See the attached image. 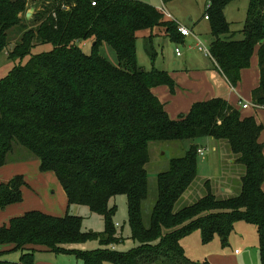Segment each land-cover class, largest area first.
<instances>
[{"label": "trees", "instance_id": "trees-1", "mask_svg": "<svg viewBox=\"0 0 264 264\" xmlns=\"http://www.w3.org/2000/svg\"><path fill=\"white\" fill-rule=\"evenodd\" d=\"M37 1L39 23L27 31V0H0V54L9 46V31L17 27L25 35L11 60L28 59L0 79V168L21 146L39 160L41 172L56 176L69 211L56 217L33 210L0 226V264H15L5 260L13 252L21 253L17 264H34L33 251L40 249L72 254L81 264H211L189 259L181 240L200 231L204 245L219 238L225 247L240 221L257 228L264 264V125L253 116L243 117L223 98L197 102L188 114L172 119L153 89L165 86L175 93L174 79L167 71L139 66L140 34L163 31L179 44L185 37L178 23L138 0ZM235 1H209L210 52L234 88L257 53L260 83L252 101L264 109V0H249L239 32L225 15ZM154 37L148 39L153 63ZM79 43H90L91 50L84 51ZM38 45L50 50L39 52ZM104 46L114 51L116 64L102 54ZM202 138L227 142L233 163L244 166L239 195L219 198L207 180L202 198L175 210L198 178L200 146L192 144L158 175V199L146 225L150 144ZM26 186L20 175L1 184L0 210L21 203ZM117 196L127 198L131 239L138 243L126 253L115 250L125 240L124 229L113 222L117 206L110 207ZM73 206L102 216L104 231L84 232L83 218L70 214ZM88 241H97L100 248H71Z\"/></svg>", "mask_w": 264, "mask_h": 264}, {"label": "rangeland", "instance_id": "rangeland-1", "mask_svg": "<svg viewBox=\"0 0 264 264\" xmlns=\"http://www.w3.org/2000/svg\"><path fill=\"white\" fill-rule=\"evenodd\" d=\"M151 7L163 10L168 15L171 14V19L175 20L180 26H187L193 35L184 39L185 45L182 43H173L164 32L158 30L145 31L139 36L137 42V57L139 66L144 70H151L153 67L157 69H164L166 66H171L175 63L172 61V57L175 58V49L178 48L182 53V58L179 59L180 64L186 62L192 66H201L203 62L209 61L208 57L204 53L197 49V44L201 43L205 48H209L210 44V23L205 18V12L209 5L210 0H176L174 2L164 4L162 0H138ZM249 7V0H236L228 6L225 10L227 20L231 23L232 29L235 31H241L246 23L247 10ZM35 10L30 19H25L28 26V30L35 29L38 25L37 14L40 11V6L37 0H27V9ZM25 15V14H24ZM22 16L23 18L25 16ZM241 29V30H240ZM25 35V32L21 31V28H13L8 33L7 49H3L0 54V79L5 78L10 71L18 64H24L28 59L20 61L11 60L10 54L15 48L16 44ZM151 36L153 38L152 46L156 53V60L152 62V55L148 46V39ZM37 42H35L36 44ZM84 51L89 52L91 50L90 43H79ZM192 48V49H190ZM39 52H46L50 50L48 45L37 46L35 48ZM102 54L106 56L111 62L117 63V58L113 50L104 46L102 48ZM164 67V68H163ZM256 60L253 65L251 64L248 70L249 74H253L256 71ZM165 70V69H164ZM223 91V89H221ZM257 111V112H256ZM250 113L255 118H259V121L264 125V110H255L253 107L250 110L245 111ZM210 138L196 139L195 141H174V142H154L150 144V162L146 166L148 172L149 182V196L143 204V218L146 225L149 224L152 215L153 208L158 199V187L157 177L160 173L166 172L170 167V161L174 158L182 157L192 144L201 146L200 148L206 149V155H198V178L191 186L190 190L177 203L175 210L179 211L182 208L192 205L197 202L206 194L204 184L207 180L212 183L213 192L219 198H230L239 195V189L241 186L240 178L244 174V166L242 164H234L233 155L230 152L229 145L225 141H216ZM262 142L264 143V132L262 135ZM217 144L220 146V150L215 152L212 149V145ZM204 146V147H203ZM10 162L15 161H34L36 157L29 153L21 146H15L14 154L9 156ZM231 159V160H230ZM226 189V191H225ZM45 202L44 198H42ZM25 203H29L27 200ZM117 206V213L113 219V222L118 226V230L124 229L123 243L115 246V250L119 252H129L130 250L138 246L137 242L131 239V230L128 223V204L125 196L114 197L110 201V207ZM73 211L70 212L71 215ZM77 216V215H76ZM80 217L83 218V231L103 232L105 228L104 218L100 215L92 213L87 207H83L80 212ZM4 220L0 221L1 226L5 225ZM183 245L186 250V254L189 259L196 262H203L210 260L213 255H227L231 256L234 252L242 250L245 252V248L248 251L253 250V256L256 257L255 264H259V237L257 228L253 225L247 224L243 221L235 224L234 233L230 237L227 246H223L219 238H215L210 244L204 245L201 240L200 231H196L187 236L183 240ZM80 251H95L100 248L97 241H88L80 243L71 247ZM245 255L242 256L244 258ZM34 264H79L76 257L72 254L53 253L49 250L40 249L33 251ZM249 257L245 264H250ZM5 260L12 263H19L21 260V253L13 252L5 255ZM261 264V262H260Z\"/></svg>", "mask_w": 264, "mask_h": 264}, {"label": "crops", "instance_id": "crops-1", "mask_svg": "<svg viewBox=\"0 0 264 264\" xmlns=\"http://www.w3.org/2000/svg\"><path fill=\"white\" fill-rule=\"evenodd\" d=\"M161 11L163 10L161 9ZM208 35L210 40H212L210 33ZM186 38L188 37H185L184 39ZM238 38H241V36L238 35ZM184 39L181 43L185 45ZM177 49L178 48L175 49L176 59L173 57L171 58L172 61H175V63L171 66L172 68L166 66V68L163 67L165 70L158 69L170 73L171 77L176 83L175 93H172L170 89L165 86L153 89L154 94L163 104H165L166 109L172 119L177 120L181 115L188 114L193 104L197 102L208 101L214 98H223L227 100L241 113L243 117H251L250 115L252 114L245 112L250 110L251 107H253L255 110H264L255 108L252 101V91L257 88L260 83V70L257 53L252 59V65L254 60H256L257 69L255 73L249 74L248 70H243L241 74V81L239 85L234 88L215 67L214 61L212 59L208 58L209 61L205 63L203 62L201 66L197 67L189 65L187 62L185 64H180L179 59L182 58V53L181 56H177ZM221 89H223V91H221ZM247 103L250 105V107L243 109L242 105ZM259 118L262 119L261 117ZM259 118L258 122H260ZM211 141H213V139ZM211 147L213 150H215V152L220 150L219 146L214 143ZM231 162L233 161L231 160ZM18 175L25 178L27 186L23 188V201L21 203L9 206L3 211L0 210V221L5 219V225H7L11 219L23 216L25 213L33 210H38L56 217H63L67 214L69 211L67 197L62 186L53 173L41 172L40 162L38 159H35L32 162H10V159H8L7 164L0 168V185L9 182L12 178ZM42 198H44L45 202ZM27 200H29V203H25ZM82 208L83 206H73L70 208V212L73 211V215L80 216ZM1 225L2 224H0V226ZM185 238L181 240L183 247V240ZM247 251L248 248H245V252L237 249L231 256L222 254L213 255L208 261L211 264H245L246 260L249 257H252L249 259V263L255 264L253 257L254 259H256V257L253 256V250L250 249L249 252ZM243 255H245L244 258H242Z\"/></svg>", "mask_w": 264, "mask_h": 264}, {"label": "built area", "instance_id": "built-area-1", "mask_svg": "<svg viewBox=\"0 0 264 264\" xmlns=\"http://www.w3.org/2000/svg\"><path fill=\"white\" fill-rule=\"evenodd\" d=\"M92 5L96 6V3L93 2ZM168 17L171 18V15L168 14ZM206 20H209V18L206 17ZM178 26H179L178 31L181 33L182 36L191 37L193 35V32L189 28H187L185 26H180L179 24H178ZM197 49H199L200 52L204 53L206 57H208V58L213 60L212 54L210 52V48H205L201 43H198L197 44ZM176 54H177V56H181V51L179 49H177L176 50ZM242 107H243V109H247V108L250 107V105L247 103V104L242 105ZM198 154L200 156H205L206 155V149L199 148L198 149Z\"/></svg>", "mask_w": 264, "mask_h": 264}, {"label": "water", "instance_id": "water-1", "mask_svg": "<svg viewBox=\"0 0 264 264\" xmlns=\"http://www.w3.org/2000/svg\"><path fill=\"white\" fill-rule=\"evenodd\" d=\"M34 11H35V10L31 9V10H29V11L27 12V14H26L27 19H30V18H31V16H32V14H33Z\"/></svg>", "mask_w": 264, "mask_h": 264}]
</instances>
